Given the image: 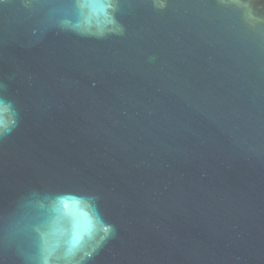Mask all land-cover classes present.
Wrapping results in <instances>:
<instances>
[{"label":"water","instance_id":"1","mask_svg":"<svg viewBox=\"0 0 264 264\" xmlns=\"http://www.w3.org/2000/svg\"><path fill=\"white\" fill-rule=\"evenodd\" d=\"M8 2L0 220L76 190L115 227L91 264H264V22L230 0H121L123 35L41 34Z\"/></svg>","mask_w":264,"mask_h":264},{"label":"clouds","instance_id":"2","mask_svg":"<svg viewBox=\"0 0 264 264\" xmlns=\"http://www.w3.org/2000/svg\"><path fill=\"white\" fill-rule=\"evenodd\" d=\"M224 4L226 0H219ZM246 21L264 22L253 7L255 0H230ZM0 0V6L8 4ZM29 17H35L41 34L50 29L80 36L103 38L123 35L117 16L121 0H21ZM157 9L166 0H153ZM35 34V30L33 32ZM0 82V140L17 128L20 114L13 100L4 95ZM115 235V227L102 216L98 197L65 190L32 192L21 197L0 220V252L14 264H91L94 256Z\"/></svg>","mask_w":264,"mask_h":264}]
</instances>
